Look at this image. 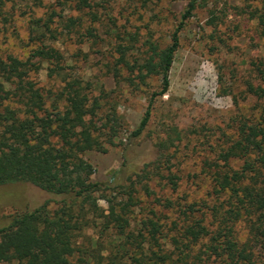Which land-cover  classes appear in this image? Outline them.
<instances>
[{
  "label": "trees",
  "instance_id": "obj_1",
  "mask_svg": "<svg viewBox=\"0 0 264 264\" xmlns=\"http://www.w3.org/2000/svg\"><path fill=\"white\" fill-rule=\"evenodd\" d=\"M72 1L81 8L90 6L89 0ZM201 1L190 0L171 43L164 48L151 43L149 56L142 62L132 65L129 49L117 48L115 78L125 69L135 75L124 78L128 85L138 84L136 80L144 85L152 77L160 80V90L152 93L150 107L134 136L146 129L155 99L170 89L180 32L202 6ZM56 17L61 18L52 12L46 20L32 18V32L52 34ZM251 19L258 20L264 38V13L255 9ZM68 22L72 26L78 23L76 18ZM90 29L87 34L96 38ZM32 56L36 60L9 57L0 61V186L29 183L62 198L55 206L48 201L32 211L17 213L0 228V261L257 264L255 252L264 248V120L242 123L237 139L220 152L210 168L213 206L207 212L197 209V203L183 207L167 196L177 191L179 177L170 168L163 170L171 161L170 149L180 138L178 131L173 128L156 144L159 158L145 164L127 185L92 181L96 169L85 156L93 151L105 153L122 121L115 108L104 112V98L91 96V83L64 73V57L58 49L39 47ZM45 62L51 64L49 78L60 80L61 88L56 92L46 91L35 78ZM249 89L260 97L264 94L260 87L251 85ZM234 159L243 160L241 168L231 165ZM138 195L152 200L151 204ZM136 208L145 211L138 221ZM165 212L177 214L176 219L167 222ZM239 223L246 226L245 240L236 230ZM168 232L173 233L169 245ZM202 241L205 243L200 246Z\"/></svg>",
  "mask_w": 264,
  "mask_h": 264
},
{
  "label": "rangeland",
  "instance_id": "obj_2",
  "mask_svg": "<svg viewBox=\"0 0 264 264\" xmlns=\"http://www.w3.org/2000/svg\"><path fill=\"white\" fill-rule=\"evenodd\" d=\"M189 2L89 0L90 6L81 8L72 0H0V61L9 57L36 60L32 56L36 49L54 47L64 57V73L91 83V96L104 98V112L116 109L122 126L113 143L106 146L105 153L93 151L85 156L96 169L94 182L127 185L145 164L159 158L156 144L175 128L180 138L170 149L171 161L163 170L170 168L179 177V186L167 196L183 207L197 203V209L207 212L214 200L210 168L220 152L237 139L242 123L264 120V94L260 97L249 89L252 85L264 90L262 27L258 20L251 19L255 9L264 13V0L201 1L202 6L180 32L170 89L155 99L149 123L140 136H134V132L150 107L152 93L160 90V80L152 77L144 85L139 80L136 85H128L124 78L135 75L117 66L122 76L115 78L114 68L120 45L129 49L132 65L149 56L151 43L161 48L169 45ZM52 12L61 16L51 24L53 33H33L31 19L46 20ZM70 18L77 19L76 26L68 22ZM90 28L96 38L87 34ZM50 67L43 63L35 78L46 91L56 92L61 83L59 78H49ZM231 165L239 169L243 160L234 159ZM138 196L145 200L143 195ZM61 198L29 183L0 186V228L17 213L32 211L48 201L55 206ZM145 202L151 204L152 200ZM140 209L135 210L136 221L145 212ZM165 215L171 222L177 214ZM236 230L243 240L247 238L244 223H239ZM165 235L168 244L173 233ZM255 253L257 264H264V248Z\"/></svg>",
  "mask_w": 264,
  "mask_h": 264
}]
</instances>
